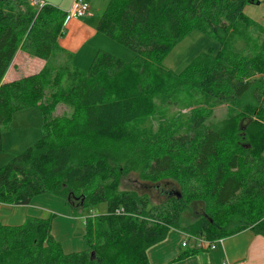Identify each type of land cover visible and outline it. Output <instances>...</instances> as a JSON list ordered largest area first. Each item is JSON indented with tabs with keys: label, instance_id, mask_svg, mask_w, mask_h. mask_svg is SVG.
<instances>
[{
	"label": "trees",
	"instance_id": "1",
	"mask_svg": "<svg viewBox=\"0 0 264 264\" xmlns=\"http://www.w3.org/2000/svg\"><path fill=\"white\" fill-rule=\"evenodd\" d=\"M250 2L109 0L97 30L135 56L97 49L80 69L58 43L68 10L0 0V150L16 111L36 107L41 116L37 141L0 167V204L27 205L40 194H70L82 210L106 203L83 218L78 251L62 250L50 217L0 223V264H150L148 249L177 228L209 240L245 228L264 235V26L244 14ZM193 29L219 47L175 73L162 60ZM18 50L47 64L4 80ZM209 100L226 115L216 118L209 106L186 115L185 127L155 135L130 128L170 106ZM59 105L69 111L57 113ZM137 169L151 181L174 176L180 190L149 207L147 196L118 189L122 174ZM200 199L205 216L181 226L180 205ZM234 214L244 223L231 228Z\"/></svg>",
	"mask_w": 264,
	"mask_h": 264
},
{
	"label": "rangeland",
	"instance_id": "2",
	"mask_svg": "<svg viewBox=\"0 0 264 264\" xmlns=\"http://www.w3.org/2000/svg\"><path fill=\"white\" fill-rule=\"evenodd\" d=\"M106 1L108 2L109 0ZM105 5L106 4H102L101 2L102 9H105ZM243 12L250 19L264 26V0H255V2L246 3L243 7ZM90 46L108 51L125 61H131L135 56L134 51L111 39L105 41L99 40L97 44H94L92 41ZM218 47L219 41L216 38L208 33L193 29L172 48L162 60V64L173 72L179 73L195 56L210 50L211 53L214 54ZM83 53H86V55H81L83 58L77 59V65L81 67V69H87L93 59V57L91 59L92 49L87 47V52L85 50L82 54ZM46 64L44 60L31 57L22 50H18L4 76V80H11L29 73L43 71ZM209 106H213L216 118H221L227 113L226 106L215 100L190 104L180 103L177 106H170L169 109L163 111L161 114L151 115L144 119L137 120L130 124V128L135 132L155 135L160 128L166 126H170L172 129H176L178 126L185 127L186 115H189L197 108L207 109ZM66 111L68 112L69 109L65 106L59 105L57 108V113L62 114ZM40 127L41 116L36 107H28L16 111L12 116L10 124L2 127L0 167L10 160L13 155L36 142L40 137ZM109 162L112 163L111 160H109ZM177 188L180 190V185L177 183L176 177L168 176L167 178H160L157 181L146 180L141 177L139 169L122 174L118 185V189L120 190H134L138 194L147 196L149 207L160 204V202L166 198V194L164 193L165 190L170 191ZM67 197L68 200L70 198L71 200L74 199V204L79 206V198H74L70 194ZM207 205L208 203L203 199L182 203L180 205L182 212L179 222L181 224H190L200 217L205 216ZM77 206V209L70 205L67 207L65 199L53 194L36 195L31 199L29 205L16 207L13 212H11L12 209H10V207L2 206L0 210V223L8 225L20 224L23 218L25 219L28 215L34 214L36 216L41 215V217H50L51 234L56 241L60 243L62 250L65 252L81 250L85 246L83 239L85 233L83 217L105 212L106 203L100 202L97 205L85 207L82 210L83 214L81 216L79 215L78 219L73 217V215H78L80 213L78 211L80 207ZM94 218L95 217L89 219ZM231 219L232 221L229 225L231 228H235L244 223L243 219L237 214L232 215ZM181 232L183 231L181 230Z\"/></svg>",
	"mask_w": 264,
	"mask_h": 264
},
{
	"label": "crops",
	"instance_id": "3",
	"mask_svg": "<svg viewBox=\"0 0 264 264\" xmlns=\"http://www.w3.org/2000/svg\"><path fill=\"white\" fill-rule=\"evenodd\" d=\"M41 1L52 4L65 12L75 0ZM85 1L90 5L89 12L82 17L67 18L64 22L63 34L58 38L60 47L64 49L63 53L70 55L72 65L80 69L81 67L77 65V59H82V56L86 55L82 52L85 50L87 52V47H90L92 49V59L97 50V48L90 46L92 41L97 44L99 40H113L97 30L98 19L104 11L101 8V2L106 4L104 8H106L108 2L106 0ZM73 201L75 200H71V198L65 200L67 207L70 205L75 208L77 205ZM2 206L10 207L11 212H13L16 207L23 205L1 203L0 210ZM78 211L80 212L78 215H73L76 219L83 214L82 209ZM34 216L36 215L34 214ZM25 219L23 218L22 222ZM180 225L186 226L188 223H180ZM183 238L184 235L181 229L171 230L163 241L148 249L147 255L150 264H264V235L254 232L251 228H245L227 235L212 249L198 248L191 245V243L182 246Z\"/></svg>",
	"mask_w": 264,
	"mask_h": 264
},
{
	"label": "built area",
	"instance_id": "4",
	"mask_svg": "<svg viewBox=\"0 0 264 264\" xmlns=\"http://www.w3.org/2000/svg\"><path fill=\"white\" fill-rule=\"evenodd\" d=\"M29 3L33 6H42L44 4L41 0H29ZM90 10V5L85 0H75L71 7L66 12V19L69 17H79L88 13ZM264 78V76H263ZM184 240L182 242V246H186L188 243L196 246L198 248H209L212 249L223 240L222 237L216 238L214 240H209L203 235H194L183 231Z\"/></svg>",
	"mask_w": 264,
	"mask_h": 264
},
{
	"label": "water",
	"instance_id": "5",
	"mask_svg": "<svg viewBox=\"0 0 264 264\" xmlns=\"http://www.w3.org/2000/svg\"><path fill=\"white\" fill-rule=\"evenodd\" d=\"M178 196H179V194H178ZM93 253V252H92Z\"/></svg>",
	"mask_w": 264,
	"mask_h": 264
}]
</instances>
